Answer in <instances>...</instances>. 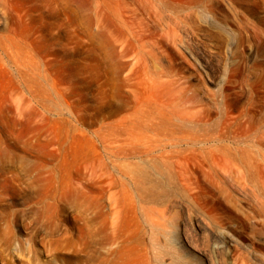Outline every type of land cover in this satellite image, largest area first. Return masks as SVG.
I'll use <instances>...</instances> for the list:
<instances>
[{
  "label": "rangeland",
  "instance_id": "obj_1",
  "mask_svg": "<svg viewBox=\"0 0 264 264\" xmlns=\"http://www.w3.org/2000/svg\"><path fill=\"white\" fill-rule=\"evenodd\" d=\"M0 264H264V0H0Z\"/></svg>",
  "mask_w": 264,
  "mask_h": 264
},
{
  "label": "bare ground",
  "instance_id": "obj_2",
  "mask_svg": "<svg viewBox=\"0 0 264 264\" xmlns=\"http://www.w3.org/2000/svg\"><path fill=\"white\" fill-rule=\"evenodd\" d=\"M140 172L142 173L143 176H146V172L145 169H140ZM101 212L98 213V210H95L93 215H91V218L94 219L95 217L99 216ZM105 228H91V233H92V237L97 236L99 234H101V231H103ZM95 238H92V241H94Z\"/></svg>",
  "mask_w": 264,
  "mask_h": 264
}]
</instances>
